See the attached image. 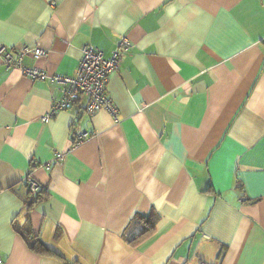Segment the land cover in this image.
<instances>
[{"label":"crops","instance_id":"0c3cea01","mask_svg":"<svg viewBox=\"0 0 264 264\" xmlns=\"http://www.w3.org/2000/svg\"><path fill=\"white\" fill-rule=\"evenodd\" d=\"M123 37L106 86L118 122L86 99L47 118L61 88L0 57L4 263L264 264V0H0V48H41L23 63L50 75ZM28 176L44 190L30 209Z\"/></svg>","mask_w":264,"mask_h":264},{"label":"built area","instance_id":"2783aa9c","mask_svg":"<svg viewBox=\"0 0 264 264\" xmlns=\"http://www.w3.org/2000/svg\"><path fill=\"white\" fill-rule=\"evenodd\" d=\"M132 49L133 43L126 37L121 39L110 56H106L102 50L93 46H84L82 59L74 76L50 75L23 63L27 56H32L34 59L46 56V52L41 48L28 45L11 49L1 47L0 57L8 68L19 70L32 80H49L61 88L62 98L54 104L51 114H48L47 118L60 111H69L75 107L81 108L83 99H86V104L82 108L83 113L92 116L101 110H106L113 116L115 122H118V112L106 95V86L110 76L119 71L122 56ZM88 138L89 134L87 133L76 135L75 145H81ZM57 158L62 159L61 154H57ZM24 184L32 198L38 196L41 185L37 180L28 176L24 180ZM0 264H5L1 255Z\"/></svg>","mask_w":264,"mask_h":264},{"label":"trees","instance_id":"16d2710c","mask_svg":"<svg viewBox=\"0 0 264 264\" xmlns=\"http://www.w3.org/2000/svg\"><path fill=\"white\" fill-rule=\"evenodd\" d=\"M44 196V190H41L37 197L32 198L28 209L32 208L35 203H37ZM159 215L153 213L148 216H142L138 219L135 218L139 233L132 237L130 240V244L132 246L138 245L146 241L149 237H151L155 232L156 223L158 222ZM29 248L36 254L39 255H55L56 257H60L54 252H52L39 238L32 237L27 241ZM61 258V257H60Z\"/></svg>","mask_w":264,"mask_h":264}]
</instances>
